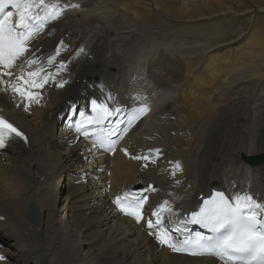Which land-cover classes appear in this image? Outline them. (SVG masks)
Returning <instances> with one entry per match:
<instances>
[{
	"label": "bare ground",
	"instance_id": "6f19581e",
	"mask_svg": "<svg viewBox=\"0 0 264 264\" xmlns=\"http://www.w3.org/2000/svg\"><path fill=\"white\" fill-rule=\"evenodd\" d=\"M229 2L234 0H85L83 8L93 5L91 10L67 15L53 25L51 37L32 43V51L47 50L68 31L81 30L95 61L73 63L74 81L51 90L30 115L9 92L0 91V112L29 136L27 148L16 143L0 155V256L6 260L0 264H60L61 257L72 264H218L172 256L122 217L112 205L115 194L149 181L160 194L170 182L156 170L141 173L137 163L118 153L89 152L92 143L67 122L70 111L60 120L56 114L66 101L88 91L83 80L116 81L114 89L127 99L125 90L136 72L137 87L154 81L156 89L165 90L151 92L152 114L125 144L163 146L182 162L185 181L168 192L180 197L184 210L193 208L196 194L248 177L251 189L264 193V164L251 168L239 160L241 154L264 153V0H249L250 6L237 10ZM99 7L108 11L95 13ZM238 21L248 25V32L229 35L226 24ZM234 165V174L224 170ZM31 202L41 210L40 230L28 221ZM69 226L78 234L74 240L64 239Z\"/></svg>",
	"mask_w": 264,
	"mask_h": 264
},
{
	"label": "snow or ice",
	"instance_id": "6c2138e0",
	"mask_svg": "<svg viewBox=\"0 0 264 264\" xmlns=\"http://www.w3.org/2000/svg\"><path fill=\"white\" fill-rule=\"evenodd\" d=\"M62 11L58 4L50 5L44 0H0V91L11 92L13 99L19 97L21 103L17 107H23L25 111H29L32 104H40L42 90L46 86L51 84L62 89L69 83L61 78L67 71V63L58 61L62 49L66 47L63 41L54 54L47 57L38 55L39 50L32 51L31 43ZM83 51L80 49V52ZM24 66L29 70L25 72ZM13 69H18L19 74ZM115 100L110 92L103 100L93 96L88 101L89 111L79 112L80 118L73 127L78 135L93 141L89 152L103 150L114 153L116 141L112 137L119 133L118 138L122 139L149 112L147 104L131 109L111 107L109 102L115 103ZM118 115H123L125 119L111 124L110 118ZM120 124L124 127L121 128ZM16 138L27 143L26 135L0 112V151ZM121 151L129 155L127 149ZM160 154L161 150L156 148L131 158L143 161L142 166L147 167ZM170 163L174 178L181 170V164L178 161ZM181 184L182 181L175 180L173 187ZM145 191L154 192L157 189L149 184ZM169 197L180 198L175 193H169ZM147 200L148 197L141 191L129 190L116 195L112 203L119 212L140 223L145 219ZM188 224L199 225L207 234L189 231ZM147 229L161 246L174 253L218 258L222 264H264V202L255 199L251 193H233L229 197L223 191L215 192L211 198L203 200L197 210L183 216L178 207L169 199H164L151 211ZM4 259L0 256V260Z\"/></svg>",
	"mask_w": 264,
	"mask_h": 264
},
{
	"label": "rangeland",
	"instance_id": "374dc122",
	"mask_svg": "<svg viewBox=\"0 0 264 264\" xmlns=\"http://www.w3.org/2000/svg\"><path fill=\"white\" fill-rule=\"evenodd\" d=\"M230 4H228V6H230V7H232V9H234V10H237V9H239V8H243V7H247V6H250L251 4H250V2H249V0H234V2H229ZM119 12V11H118ZM117 14H120V12L119 13H117ZM214 19H216V18H214ZM241 22H236V23H234V24H226V27L227 28H225V31H227L228 32V34L229 35H231V36H237V35H239V34H243V33H245V32H248V28H246V27H248V25L247 26H244L243 24H241ZM214 25V24H213ZM217 26H216V24H215V28H216ZM122 34H126V35H129V33L128 32H126V33H122ZM126 40H128V41H130L131 40V38L130 37H128V38H125ZM161 44L162 43H165L164 41H161L160 42ZM250 87V86H249ZM247 88V90H251V87L250 88ZM256 91H258L257 89H255ZM170 135H175L173 132H171L170 133ZM174 148V147H173ZM66 178V176L64 175V179ZM62 180V179H61ZM63 181V180H62ZM65 182V181H64ZM61 199V198H60ZM59 201V200H58ZM60 205V203H58V206ZM68 230V234L64 237V239L66 238V239H72V240H74V239H76L77 238V236H78V234H77V232H73V230H72V228H70V226H69V229H67ZM72 231V232H71ZM75 235V236H74ZM3 235L2 234H0V241L1 240H3ZM46 238H48V236H46ZM26 240H28V238L26 239ZM44 242V241H43ZM90 242H93V241H90ZM96 242V241H95ZM36 243H37V240H36ZM27 244V243H26ZM41 245L39 244H36L35 245V247H40ZM78 246V245H77ZM6 248V247H5ZM81 249H82V251H84V250H86V246H83V247H80ZM60 249L61 250H63V247L61 246L60 247ZM59 251V250H58ZM63 252V251H62ZM101 262L102 263H104V261H99L98 262V264H101ZM69 263V258L68 257H61V261H60V264H68ZM73 262H71V263H69V264H72Z\"/></svg>",
	"mask_w": 264,
	"mask_h": 264
},
{
	"label": "water",
	"instance_id": "95a60500",
	"mask_svg": "<svg viewBox=\"0 0 264 264\" xmlns=\"http://www.w3.org/2000/svg\"><path fill=\"white\" fill-rule=\"evenodd\" d=\"M35 212L38 213V209H37V207H36V209H35Z\"/></svg>",
	"mask_w": 264,
	"mask_h": 264
}]
</instances>
